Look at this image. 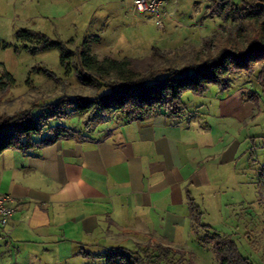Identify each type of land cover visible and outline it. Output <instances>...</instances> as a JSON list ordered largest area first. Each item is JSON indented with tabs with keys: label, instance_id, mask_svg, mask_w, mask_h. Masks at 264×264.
Wrapping results in <instances>:
<instances>
[{
	"label": "crops",
	"instance_id": "1",
	"mask_svg": "<svg viewBox=\"0 0 264 264\" xmlns=\"http://www.w3.org/2000/svg\"><path fill=\"white\" fill-rule=\"evenodd\" d=\"M213 90L205 104L194 103L198 95L182 102L175 117L97 115L85 132L0 153V194L15 200L0 230V264L80 263L149 243L177 249L215 193L223 209L233 203L223 200L229 185L240 186V126L257 112L250 88Z\"/></svg>",
	"mask_w": 264,
	"mask_h": 264
},
{
	"label": "rangeland",
	"instance_id": "2",
	"mask_svg": "<svg viewBox=\"0 0 264 264\" xmlns=\"http://www.w3.org/2000/svg\"><path fill=\"white\" fill-rule=\"evenodd\" d=\"M230 1L240 4V0ZM212 4L213 0H167L163 10L165 16L158 24L153 14L136 12L133 0H0V81L2 70L15 80L13 87L0 88V118L28 111L33 106L48 105L64 95L92 98L97 92L95 88L83 85L76 76V55L84 49H89L98 60L106 57L147 59L159 69L179 70L192 57L201 56L205 38L213 40L229 31L234 35L248 32L245 24L236 26L237 22L222 21L219 14L211 11ZM20 29L42 33L51 40L71 41L67 46L76 55L70 61L69 73L60 64L57 49L35 53L25 50L16 38ZM83 41L87 42L86 47L77 49ZM155 48L164 52L169 61L157 55ZM259 65H254V74L234 71L226 76L228 84L244 86L257 93L259 103L255 118L240 126L247 134V141L239 151L240 186L232 192L229 185L223 200L233 197V203L228 201L229 206L223 209L219 192L215 193V203L203 209L196 232H188L184 239L175 242L177 249L191 254L185 258L186 263L217 264L211 245L203 241L206 235L215 232L232 238L240 253L253 264H264V89L256 80ZM145 67L141 65L142 69ZM142 69L138 72H143ZM216 87L211 85L209 91L196 96L198 98L185 92L181 101L186 103L194 97L198 99L194 100L195 104H205L207 99L214 97ZM68 113L63 124L68 126L70 133L80 129L85 132L101 119V116L71 109ZM201 225L209 229L206 231ZM74 260L77 259L68 264H105L102 257L80 263Z\"/></svg>",
	"mask_w": 264,
	"mask_h": 264
},
{
	"label": "trees",
	"instance_id": "3",
	"mask_svg": "<svg viewBox=\"0 0 264 264\" xmlns=\"http://www.w3.org/2000/svg\"><path fill=\"white\" fill-rule=\"evenodd\" d=\"M211 11L219 14L224 22H237L236 26L245 24L248 32L234 35L229 31L225 36L219 34L213 40L205 38L201 56L192 57L179 70L169 67L159 69L147 59L116 60L106 57L98 60L90 54L89 49L77 52L76 55L67 46L71 41L64 43L51 40L39 32L18 30L17 40L31 53L57 49L60 52V64L67 73L70 71V61L76 55L78 80L85 86L95 88L97 92L92 98L64 95L48 105L33 106L28 111L1 117L0 153L7 149L24 150L50 145L68 135L70 129L63 124L69 117L68 109L81 114L89 113L91 116L115 114L126 122L141 120L153 114L175 117L183 110L181 97L185 92L203 95L211 85L225 91L229 87L227 74L234 71L254 74L255 64H260L256 80L264 89V0L249 3L240 0L239 5L230 0H213ZM86 45L87 42L83 41L77 49ZM155 52L169 61L159 48H155ZM142 64L146 66L144 69L141 68ZM139 69L143 72H138ZM1 77V89L15 85L13 76L6 70H2ZM249 99L259 103L255 92ZM34 137H38V140L35 141ZM191 209L194 220L198 221L200 215L195 213L196 208L192 206ZM201 227L206 231L209 229L204 225ZM203 241L211 245L217 264H253L240 253L235 241L228 236L213 232L206 235ZM188 254L182 249L149 243L137 245L134 250L110 248L102 258L105 264H184Z\"/></svg>",
	"mask_w": 264,
	"mask_h": 264
},
{
	"label": "built area",
	"instance_id": "4",
	"mask_svg": "<svg viewBox=\"0 0 264 264\" xmlns=\"http://www.w3.org/2000/svg\"><path fill=\"white\" fill-rule=\"evenodd\" d=\"M167 0H133V9L138 13H151L161 24L165 16L164 7ZM15 213V200L10 195L0 194V230L9 226V221Z\"/></svg>",
	"mask_w": 264,
	"mask_h": 264
}]
</instances>
